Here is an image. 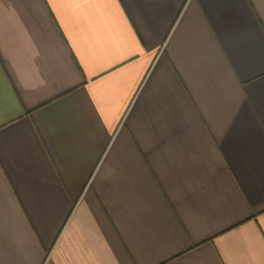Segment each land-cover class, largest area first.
<instances>
[{
	"label": "crops",
	"instance_id": "crops-1",
	"mask_svg": "<svg viewBox=\"0 0 264 264\" xmlns=\"http://www.w3.org/2000/svg\"><path fill=\"white\" fill-rule=\"evenodd\" d=\"M0 264H264V0H0Z\"/></svg>",
	"mask_w": 264,
	"mask_h": 264
}]
</instances>
